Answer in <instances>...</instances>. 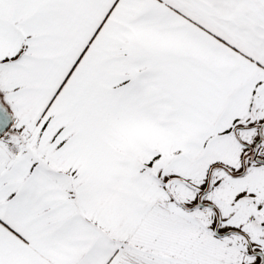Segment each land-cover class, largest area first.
I'll use <instances>...</instances> for the list:
<instances>
[{
    "label": "snow or ice",
    "instance_id": "1",
    "mask_svg": "<svg viewBox=\"0 0 264 264\" xmlns=\"http://www.w3.org/2000/svg\"><path fill=\"white\" fill-rule=\"evenodd\" d=\"M0 264H264V0H0Z\"/></svg>",
    "mask_w": 264,
    "mask_h": 264
}]
</instances>
